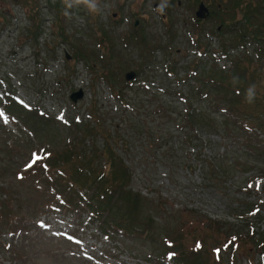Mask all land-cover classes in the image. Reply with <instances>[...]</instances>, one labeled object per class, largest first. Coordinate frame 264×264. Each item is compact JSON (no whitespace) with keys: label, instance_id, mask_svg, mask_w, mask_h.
Here are the masks:
<instances>
[{"label":"rangeland","instance_id":"obj_1","mask_svg":"<svg viewBox=\"0 0 264 264\" xmlns=\"http://www.w3.org/2000/svg\"><path fill=\"white\" fill-rule=\"evenodd\" d=\"M68 2L65 20L57 21L46 0H0V100L12 96L33 108L28 114L4 109L6 119L0 118V215L10 211L5 221L0 217V264H264V76L239 83L240 96L232 95L235 79L228 74L216 77L230 85L228 96L211 84L214 64H223L215 63L219 42L231 48L228 57L240 52L231 36L216 35L221 26L212 19L213 4L167 0L160 12L153 7L164 0H98L99 10L91 12L83 2ZM200 2L210 16L196 27ZM58 25L68 43L47 45ZM73 48L86 59L74 58ZM168 68L174 75L168 77ZM128 73L137 76L130 84ZM235 78L243 80L239 73ZM254 86L261 103L246 99ZM82 89L84 97L72 102L71 93ZM96 109L104 120L97 135L56 120L84 122L87 113L99 117ZM256 114L263 123L249 118ZM109 138L115 168L128 172L123 192L130 193L109 205L114 216L101 228L87 224L86 215L59 213L79 246L38 229L36 219L46 214L41 203L52 190H37L38 168L26 172L31 150L59 156L56 166L66 168L72 153L89 161L111 146ZM56 217L48 222L60 228ZM115 222L124 233L106 234Z\"/></svg>","mask_w":264,"mask_h":264},{"label":"trees","instance_id":"obj_2","mask_svg":"<svg viewBox=\"0 0 264 264\" xmlns=\"http://www.w3.org/2000/svg\"><path fill=\"white\" fill-rule=\"evenodd\" d=\"M224 1L228 5L227 8H222L221 6L217 5L214 0H209L211 6L213 4L215 11V13L212 12V17L214 16L219 20V24L222 28L221 30L216 29V33L218 36L220 32L223 36L227 34L231 36L229 42H232L234 43L233 45L238 46L240 52L231 55L232 63L230 64L231 68L229 70L225 71L222 69H216V67L215 69H212V71H215V73L212 74L210 81L215 88H221V90H224V94L228 96L230 85L224 86L222 81L216 79L217 76L218 78H222V75H220L222 73L228 74L230 81L231 79H235L234 84L236 86L231 89L232 95L240 96L242 90L237 87L239 83L242 85L245 80L248 82L252 76L255 77L257 74L259 76H264V0H235V4L232 0H223V2ZM229 1L231 2L230 5ZM53 9L59 14L62 11L60 3H57ZM230 10H232V13H230ZM236 16L240 17V19L236 20ZM58 29L59 31H55L57 39L61 41H67L64 35L66 34L64 29H61L59 25ZM107 36L108 35L106 33L103 35V38L107 40ZM219 43L221 44V48L218 51L221 52L225 57L228 55L230 56L231 48L227 46L226 43ZM108 50H110V48L107 47V52ZM250 54H254L255 57L249 56ZM74 56L78 60L86 59L85 56H81L80 51H75ZM208 71L209 70L207 69L204 73ZM236 73L241 74L243 76V80L238 82V80L235 78ZM110 81L111 78L109 77L108 82ZM252 84L254 85V80L252 81ZM254 93L255 98L253 103H261L263 100L259 98L257 92L254 91ZM96 112L99 114L102 124L104 122V120H102L103 114L97 109ZM254 116H250L249 118H256L261 123H263L261 117H259L257 114ZM97 125L98 123L95 127H98ZM83 126H85L84 129H87L88 127L91 128L93 125L86 123L83 124ZM99 127L101 129L102 125ZM71 156L73 159H69L70 162H68L66 159V168L64 165L60 166L62 168L63 175H59L58 177H54L52 179L55 188L59 189L62 184L67 182L72 185L71 187L66 185L65 188L67 191L62 192L66 196V206H74V204H77L78 201L81 200V197L78 195L79 191H84L85 194H89L90 197L88 199L86 198L84 203L88 208L92 209L94 213L92 215V220L93 222L104 225L108 216H114L112 213L113 209L112 207L109 208V205L111 203L121 202L123 200L121 198L122 196H125V194H130L123 192V189L126 185L121 184V181L127 178L128 172L122 169V167L115 168V164H113L116 162L115 154L106 147L105 150L93 153V158L89 161H87V156L85 154L83 156L81 154L79 155L80 161H77L78 156L75 154L72 153ZM59 160V156L55 158L53 157L47 161V164L49 167H56L57 163L59 164L60 162ZM101 161L105 162L104 167L107 169L105 172L101 170L103 167L101 165ZM3 203L4 202L2 201L0 202L2 205ZM43 204L44 201L41 203V206H43ZM7 214L10 215L9 210L7 213L2 212L0 215L2 221L6 220L5 216ZM109 225L115 230L124 231L123 228L119 227L117 222H115V224L109 223Z\"/></svg>","mask_w":264,"mask_h":264},{"label":"clouds","instance_id":"obj_3","mask_svg":"<svg viewBox=\"0 0 264 264\" xmlns=\"http://www.w3.org/2000/svg\"><path fill=\"white\" fill-rule=\"evenodd\" d=\"M76 2L79 4L81 2H83V4L89 9V11L91 12H96L99 10V2L98 0H76ZM64 3L66 4V6L68 8H71L72 5L68 2V0H64ZM167 7V0H164V2L161 3L160 8L158 9V11H163L164 8ZM255 98V93H254V87L249 88L248 92H247V97L246 99L249 102H252Z\"/></svg>","mask_w":264,"mask_h":264},{"label":"water","instance_id":"obj_4","mask_svg":"<svg viewBox=\"0 0 264 264\" xmlns=\"http://www.w3.org/2000/svg\"><path fill=\"white\" fill-rule=\"evenodd\" d=\"M204 12H205V10L203 9V7H202V5H201V6L199 7V11H198V13H197V16H198L199 18H202V17L204 16ZM132 77H133V74H128V75H127V80H130ZM71 98H72V100L75 102V101H77L78 99L81 98V93H79L78 95H74V96H72Z\"/></svg>","mask_w":264,"mask_h":264},{"label":"snow or ice","instance_id":"obj_5","mask_svg":"<svg viewBox=\"0 0 264 264\" xmlns=\"http://www.w3.org/2000/svg\"><path fill=\"white\" fill-rule=\"evenodd\" d=\"M3 115H4V113L0 112V116H3ZM61 119H63V117H61ZM41 159H42L41 156H39L38 154H34L31 163L28 164V167L29 168L32 167L34 164L38 163ZM19 178L22 179L23 177H19Z\"/></svg>","mask_w":264,"mask_h":264},{"label":"flooded vegetation","instance_id":"obj_6","mask_svg":"<svg viewBox=\"0 0 264 264\" xmlns=\"http://www.w3.org/2000/svg\"><path fill=\"white\" fill-rule=\"evenodd\" d=\"M196 14V13H195ZM162 18H164V15L161 16Z\"/></svg>","mask_w":264,"mask_h":264},{"label":"bare ground","instance_id":"obj_7","mask_svg":"<svg viewBox=\"0 0 264 264\" xmlns=\"http://www.w3.org/2000/svg\"><path fill=\"white\" fill-rule=\"evenodd\" d=\"M147 54V53H146ZM147 56V55H146Z\"/></svg>","mask_w":264,"mask_h":264}]
</instances>
